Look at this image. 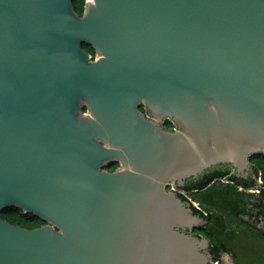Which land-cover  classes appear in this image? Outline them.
Here are the masks:
<instances>
[{"label":"water","instance_id":"water-1","mask_svg":"<svg viewBox=\"0 0 264 264\" xmlns=\"http://www.w3.org/2000/svg\"><path fill=\"white\" fill-rule=\"evenodd\" d=\"M259 154L264 0H0V264H214L167 189Z\"/></svg>","mask_w":264,"mask_h":264},{"label":"flooded vegetation","instance_id":"flooded-vegetation-1","mask_svg":"<svg viewBox=\"0 0 264 264\" xmlns=\"http://www.w3.org/2000/svg\"><path fill=\"white\" fill-rule=\"evenodd\" d=\"M138 111L146 120L152 119L150 114L143 108V106L139 107ZM168 123L171 126H169ZM161 127L166 131L175 130V127L168 120H164L161 123ZM120 169V165L117 162L107 163L103 167V170L107 173H114ZM217 171L218 173L224 175L221 178L222 182H227L229 177H234L239 182L238 186L235 187L238 192L244 191V185L242 184L249 182L250 180L253 181L251 174L247 175L246 178H240L229 167L219 168ZM203 176L204 174L198 177L196 180H185L181 186L178 184L173 186L170 185L167 190L174 193L182 203L190 204L193 213L202 219L200 226L195 227L192 230H185L182 233L190 235L194 238L207 240L202 233L206 230L209 231L207 226L209 225L210 218L207 217V213L205 211L200 209L201 206L198 202L193 203L190 200V194L202 191L198 189L199 186L197 183L205 182ZM193 182L194 184H192ZM257 190H259L258 185ZM257 190L250 188L246 191L247 193H252V191L258 193ZM195 204L198 206L196 207ZM242 204L246 205L249 211L248 215H239L237 218H230V227H218L216 225L212 226L214 229L221 232L216 235V240L218 241L216 247H213V245L207 240L209 245L206 250L212 257L214 264H222L221 262L224 256H230L232 258L233 264L240 263L239 261H237L238 263L235 262V257L243 258L253 255H255V259L250 260L246 264H259L260 262H264V230L260 229V225L264 224V207L263 209L254 207L255 202L252 198H249L248 201H243ZM195 210L199 211V214H196ZM215 220L218 224L219 221H223L225 218H216Z\"/></svg>","mask_w":264,"mask_h":264},{"label":"trees","instance_id":"trees-1","mask_svg":"<svg viewBox=\"0 0 264 264\" xmlns=\"http://www.w3.org/2000/svg\"><path fill=\"white\" fill-rule=\"evenodd\" d=\"M86 0H72V6L78 16L82 15L83 7ZM83 50L94 57L93 49L83 44ZM169 126H171L168 123ZM249 163L254 172L256 178L261 182L258 186L253 180L246 182L244 185V191L238 192L235 188L239 182L234 177H229L227 182H222L221 178L224 176L218 173L217 170L209 171L208 174H204L203 183H197L200 192H194L190 194L191 202H198L201 206V210L207 213V217L210 218L209 231L203 232V236L216 247L218 241L216 235L221 233L214 229L212 226L218 227H230V218H237L239 215H248L249 211L243 201H248L252 198L255 202L254 207L263 209L264 207V154L254 155L249 158ZM194 184V182L192 183ZM255 189L258 193H247V189ZM196 214L199 211L195 210ZM0 217L8 222L10 225L18 226L27 230H33L45 225L43 221L31 214H23L21 210L16 208H8L0 213ZM216 218H225L223 221H219L217 224ZM216 259V258H214Z\"/></svg>","mask_w":264,"mask_h":264},{"label":"rangeland","instance_id":"rangeland-1","mask_svg":"<svg viewBox=\"0 0 264 264\" xmlns=\"http://www.w3.org/2000/svg\"><path fill=\"white\" fill-rule=\"evenodd\" d=\"M252 193H255V192H252ZM195 206L197 207L198 205L195 204ZM260 229L261 230H264V224L263 225H260ZM256 249V248H254ZM222 264H233L232 262V258L230 256H224L222 258ZM255 259V255L253 256H250V257H235V262L239 261L240 263L239 264H246L247 262H249L250 260H253ZM238 263V262H237ZM259 264H264V262H260Z\"/></svg>","mask_w":264,"mask_h":264}]
</instances>
